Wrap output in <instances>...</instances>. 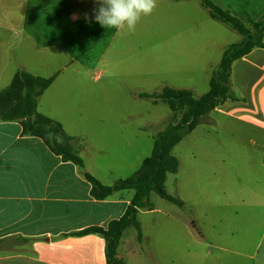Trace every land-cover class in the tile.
Returning a JSON list of instances; mask_svg holds the SVG:
<instances>
[{
    "label": "rangeland",
    "instance_id": "obj_1",
    "mask_svg": "<svg viewBox=\"0 0 264 264\" xmlns=\"http://www.w3.org/2000/svg\"><path fill=\"white\" fill-rule=\"evenodd\" d=\"M211 1L246 26L264 13V0ZM153 3L152 11L141 14L133 30L104 28L95 22L99 3L73 7L79 19L65 18L66 35L61 23L60 37L65 38L66 46L58 54L33 58L41 65V76L57 75L38 98L37 110L60 120L68 132L82 133L85 159L109 184L140 167L151 152L153 136L172 120L165 103L142 98L139 93L171 86L190 89L200 96L209 87L211 71L223 49L241 38L229 25L212 18L200 0ZM86 15L93 16L91 22L80 18ZM207 114L211 122L200 121L172 148L179 167L167 174L165 188L182 199L184 206L151 191L148 198L152 209H141L138 215L145 236L142 250H151L160 264H183L179 243L183 245L184 240L189 245L187 264H200L201 248L190 243L185 221L201 229L205 243H225L236 251L264 256V207L260 205L264 199L258 184L245 178L231 185L229 194L233 197L226 198L225 193L213 188L210 147L208 151L197 150V145L211 143L212 129L221 125L212 111ZM127 191L133 192H121ZM134 232L130 226L125 236ZM208 248L212 255L220 251L212 245ZM153 262L150 257L144 260V264Z\"/></svg>",
    "mask_w": 264,
    "mask_h": 264
},
{
    "label": "crops",
    "instance_id": "obj_2",
    "mask_svg": "<svg viewBox=\"0 0 264 264\" xmlns=\"http://www.w3.org/2000/svg\"><path fill=\"white\" fill-rule=\"evenodd\" d=\"M89 2L95 5L98 0H0V87L7 86L18 69L41 76V65L34 56L58 54L66 46L65 38L60 37L61 23L66 35L65 18L78 20L73 7ZM92 17L80 18L91 22ZM52 75L53 84L56 72ZM230 85L237 99H226L211 110L221 119V128H213L211 143L197 145V150L210 147L213 188L226 198L233 197L231 185L246 178L258 184L264 199V39L263 46L232 61ZM64 130L78 137L74 146L83 168L52 153L39 137L22 135L17 120H0V264H105L101 236L72 232L91 225L106 226L123 214L133 192L118 190L94 199L83 170L101 183H109L85 159L82 133ZM260 205L264 207V201ZM140 213L141 209L137 219ZM184 223L185 233L192 237L190 243L201 248L200 264H264V256L236 251L225 243H205L200 228ZM261 226L262 236L264 217ZM125 230L117 247L125 264H144L149 257L160 264L151 250L143 252L142 232L137 239L135 232L126 237ZM209 245L220 251L212 255ZM188 246L185 240L183 245L179 243L183 264H187Z\"/></svg>",
    "mask_w": 264,
    "mask_h": 264
},
{
    "label": "trees",
    "instance_id": "obj_3",
    "mask_svg": "<svg viewBox=\"0 0 264 264\" xmlns=\"http://www.w3.org/2000/svg\"><path fill=\"white\" fill-rule=\"evenodd\" d=\"M209 15L234 29L241 35L239 41L228 44L222 51L220 60L211 71L209 87L200 96L190 89L163 86L158 92H140L139 96L154 102L165 103L172 112V120L153 136L151 152L140 167L130 176L118 178L111 184L101 183L95 176L83 170L84 178L90 183V194L94 199H104L114 191L132 189L133 194L121 216L110 220L106 226L91 225L72 234L96 233L104 240L105 264H125L117 255V247L123 231L134 227L137 239L141 238L139 209H149V193L155 192L161 198L184 206L179 197L165 188L168 173H175L179 167L178 158L172 148L200 121H210L208 112L226 99H237L230 85V65L236 58L256 47L263 46L264 13L246 26L237 16L214 4L211 0H201ZM54 75L43 77L18 69L3 89L0 90V120H17L22 135L39 137L49 150L63 160L71 161L83 168V159L74 146L77 136L68 134L61 123L37 111V100L51 84ZM176 114H179L176 117ZM211 122V121H210Z\"/></svg>",
    "mask_w": 264,
    "mask_h": 264
},
{
    "label": "clouds",
    "instance_id": "obj_4",
    "mask_svg": "<svg viewBox=\"0 0 264 264\" xmlns=\"http://www.w3.org/2000/svg\"><path fill=\"white\" fill-rule=\"evenodd\" d=\"M94 19L104 28L133 30L141 14L152 11L153 0H98Z\"/></svg>",
    "mask_w": 264,
    "mask_h": 264
}]
</instances>
